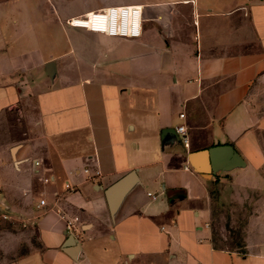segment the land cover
I'll use <instances>...</instances> for the list:
<instances>
[{"label":"crops","instance_id":"obj_1","mask_svg":"<svg viewBox=\"0 0 264 264\" xmlns=\"http://www.w3.org/2000/svg\"><path fill=\"white\" fill-rule=\"evenodd\" d=\"M61 4L0 0V201L36 208L38 241L10 264H264V198L239 248L210 226L216 182L264 196V0ZM122 6L139 37L66 24ZM226 145L242 164L188 161Z\"/></svg>","mask_w":264,"mask_h":264},{"label":"rangeland","instance_id":"obj_2","mask_svg":"<svg viewBox=\"0 0 264 264\" xmlns=\"http://www.w3.org/2000/svg\"><path fill=\"white\" fill-rule=\"evenodd\" d=\"M57 1H61L60 10L65 14L75 15L97 0ZM218 182L217 188L211 191L210 226L213 240L217 247L237 249L242 244L245 221L253 213L251 204L264 196L260 193L238 192V189L233 188L231 179ZM35 210L29 205L26 209L14 210L0 201V264H10L38 246L37 235L33 230Z\"/></svg>","mask_w":264,"mask_h":264},{"label":"built area","instance_id":"obj_3","mask_svg":"<svg viewBox=\"0 0 264 264\" xmlns=\"http://www.w3.org/2000/svg\"><path fill=\"white\" fill-rule=\"evenodd\" d=\"M143 18L140 6L108 7L86 13L80 17L68 19L66 24L70 27L81 28L91 32L103 33L109 36L123 38H137L141 33ZM183 118L184 115L180 114ZM175 132L180 136L181 143L188 147L189 139L184 126H179ZM38 159L36 163H42ZM188 169V167H186ZM48 181V179H44ZM66 188L70 187L66 185ZM45 200L40 199L37 207H44ZM75 220H77L75 218ZM73 225L67 221V229L72 230Z\"/></svg>","mask_w":264,"mask_h":264},{"label":"water","instance_id":"obj_4","mask_svg":"<svg viewBox=\"0 0 264 264\" xmlns=\"http://www.w3.org/2000/svg\"><path fill=\"white\" fill-rule=\"evenodd\" d=\"M200 155L207 157L208 163L204 166L199 164ZM189 163L199 173H215L223 167H230L242 164L243 161L231 146H215L202 152H191L188 157Z\"/></svg>","mask_w":264,"mask_h":264}]
</instances>
